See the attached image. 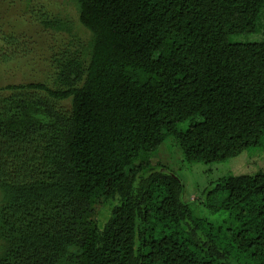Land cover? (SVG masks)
<instances>
[{
	"label": "trees",
	"instance_id": "1",
	"mask_svg": "<svg viewBox=\"0 0 264 264\" xmlns=\"http://www.w3.org/2000/svg\"><path fill=\"white\" fill-rule=\"evenodd\" d=\"M71 2L81 48L49 45L50 82L0 86V264H264V170L208 191L235 221L208 222L219 244L180 177L140 159L185 122L264 130V0Z\"/></svg>",
	"mask_w": 264,
	"mask_h": 264
},
{
	"label": "rangeland",
	"instance_id": "2",
	"mask_svg": "<svg viewBox=\"0 0 264 264\" xmlns=\"http://www.w3.org/2000/svg\"><path fill=\"white\" fill-rule=\"evenodd\" d=\"M42 15L67 16L74 28L53 32L40 24ZM263 15L258 32L250 39L264 38ZM86 35L71 0H0V86L32 80L50 82L49 45L79 49ZM181 128L178 136L167 135L156 150L141 155L142 165L163 166L180 177L184 185L182 198L193 212L191 220L203 219L198 228L214 239L218 236L220 244L222 237L210 230L208 222L226 230L235 221L227 211L211 209L206 196L218 179L229 174L264 170V130L256 131L251 125L237 130L223 123L196 126L186 122ZM104 198L101 194L94 199L95 211L90 218L97 215L100 220Z\"/></svg>",
	"mask_w": 264,
	"mask_h": 264
},
{
	"label": "water",
	"instance_id": "3",
	"mask_svg": "<svg viewBox=\"0 0 264 264\" xmlns=\"http://www.w3.org/2000/svg\"><path fill=\"white\" fill-rule=\"evenodd\" d=\"M155 170L157 171H168V169L166 167H163V166H158L157 168H155Z\"/></svg>",
	"mask_w": 264,
	"mask_h": 264
}]
</instances>
